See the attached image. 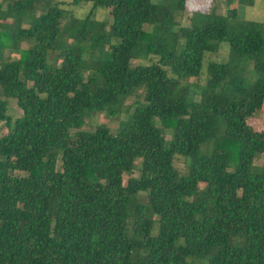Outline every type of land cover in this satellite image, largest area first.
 Listing matches in <instances>:
<instances>
[{
  "label": "trees",
  "instance_id": "16d2710c",
  "mask_svg": "<svg viewBox=\"0 0 264 264\" xmlns=\"http://www.w3.org/2000/svg\"><path fill=\"white\" fill-rule=\"evenodd\" d=\"M185 1H0V264H264V21Z\"/></svg>",
  "mask_w": 264,
  "mask_h": 264
},
{
  "label": "rangeland",
  "instance_id": "374dc122",
  "mask_svg": "<svg viewBox=\"0 0 264 264\" xmlns=\"http://www.w3.org/2000/svg\"><path fill=\"white\" fill-rule=\"evenodd\" d=\"M4 3L6 0H0ZM66 1L65 4H62V6L70 11L72 14H75L77 16L83 17L86 16L88 13H90L92 4L91 3H85L82 6H74L71 5L69 2L70 0H64ZM211 8H215L217 11L226 13L228 8H234L236 10V15L239 18L243 19H253L256 21H264V0H255L253 5H240L238 1L236 0H186L184 9L179 10H172V14L176 17L175 19L178 21V23L182 26L189 25L190 23V16L193 12H208ZM92 16L95 19L98 20H104L107 24V26L110 23V17H109V10L108 9H96L93 11ZM264 28V25H263ZM22 47H28V42H22ZM227 50V46L223 45L221 47V50L218 53H207L204 59V65L202 69V74L200 77V83H204L206 80V66L207 62L211 60H218V58L223 56V52ZM8 53V51H6ZM13 57H16L17 54H12ZM61 58L57 56V51L50 52L49 55V62H57L60 63ZM134 63L136 62H145V60H133ZM192 80H195V78H192ZM7 106H8V113L11 115H21L22 111L17 106L16 100L13 98H7ZM133 100L134 98H130L126 100L125 105L123 107L124 113H127L126 111L133 109ZM124 116H111L106 114L105 112H93L89 117L86 118L85 124L81 129H94L95 126L99 123H105L107 124L112 131H116L120 120ZM247 123L252 125L254 128L259 130H264V105L262 109L257 111V113L253 116H250L247 118ZM6 127L4 123L0 124V135L4 134L6 132ZM263 156L259 154L255 158L254 162V169H257V166H259L262 163ZM176 166L180 171L185 170V163L183 158H179L176 161ZM20 175H24V172H17ZM138 170L135 169L133 171V175H137ZM124 182H126L128 174H124ZM145 199V194L141 192L140 200ZM194 263L195 260L193 259ZM196 264V263H195Z\"/></svg>",
  "mask_w": 264,
  "mask_h": 264
}]
</instances>
